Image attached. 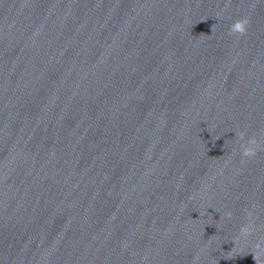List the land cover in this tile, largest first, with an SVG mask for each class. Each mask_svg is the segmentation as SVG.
Here are the masks:
<instances>
[{"label": "water", "instance_id": "1", "mask_svg": "<svg viewBox=\"0 0 264 264\" xmlns=\"http://www.w3.org/2000/svg\"><path fill=\"white\" fill-rule=\"evenodd\" d=\"M240 131L264 132V0H0V264H264Z\"/></svg>", "mask_w": 264, "mask_h": 264}, {"label": "clouds", "instance_id": "2", "mask_svg": "<svg viewBox=\"0 0 264 264\" xmlns=\"http://www.w3.org/2000/svg\"><path fill=\"white\" fill-rule=\"evenodd\" d=\"M220 18V14H217V19ZM250 24V19L248 17H243L235 20L229 27V35H245L248 26ZM245 132L240 131L237 133L238 139L242 142L240 147L242 149V157L244 158H252L255 157L258 150L261 149L262 146H264V132L260 133V138L258 139L257 136L253 135L249 137L247 140H245ZM233 213L231 211H228L224 213V216L228 219H231ZM247 216L249 218V223L242 224L239 229L238 235L234 238L235 240L243 238L244 240H247V238L251 237L254 232L255 228L253 223L251 222L252 213L249 211L247 213ZM254 253V258L257 260V254L264 251V240H257L254 244L252 250ZM232 257V256H227Z\"/></svg>", "mask_w": 264, "mask_h": 264}]
</instances>
